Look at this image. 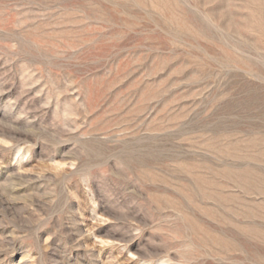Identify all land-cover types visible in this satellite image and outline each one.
Returning a JSON list of instances; mask_svg holds the SVG:
<instances>
[{"label": "rangeland", "instance_id": "rangeland-1", "mask_svg": "<svg viewBox=\"0 0 264 264\" xmlns=\"http://www.w3.org/2000/svg\"><path fill=\"white\" fill-rule=\"evenodd\" d=\"M0 264H264V0H0Z\"/></svg>", "mask_w": 264, "mask_h": 264}]
</instances>
